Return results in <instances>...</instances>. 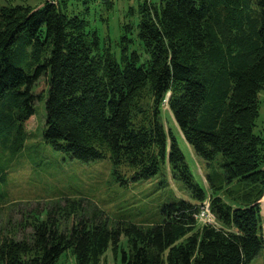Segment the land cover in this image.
<instances>
[{
  "label": "trees",
  "instance_id": "1",
  "mask_svg": "<svg viewBox=\"0 0 264 264\" xmlns=\"http://www.w3.org/2000/svg\"><path fill=\"white\" fill-rule=\"evenodd\" d=\"M138 14L143 56L129 50L130 24L114 53L62 1L0 2V140L14 143L4 145L12 153L21 148L43 98L42 136L54 149L108 159L123 183L167 167L190 199L175 197L159 220L143 223H110L80 199L25 212L0 229V264H56L65 251L75 264H100L109 246L117 254L121 235L122 264H247L264 248V125L253 131L264 88V0H143ZM41 76L46 87L35 94ZM166 97L180 136L210 167L209 191L162 121ZM206 198L219 225H197Z\"/></svg>",
  "mask_w": 264,
  "mask_h": 264
},
{
  "label": "rangeland",
  "instance_id": "2",
  "mask_svg": "<svg viewBox=\"0 0 264 264\" xmlns=\"http://www.w3.org/2000/svg\"><path fill=\"white\" fill-rule=\"evenodd\" d=\"M23 1L38 4L41 0H0V2ZM62 1L66 11L83 15L87 30L96 31L100 46L109 47L117 53L118 40L124 32L123 25L130 24L128 36L132 39L129 50H136L143 56V49L137 38L138 7L143 0H52ZM150 1V0H149ZM155 1V0H151ZM45 76H41L33 86L35 94L43 93ZM45 94V92H44ZM258 115L253 131L259 133L264 125V88L257 93ZM162 103V121L177 134L178 144L194 179L208 190L205 174L210 171L204 160L196 156L192 148L183 140L166 103ZM45 121L44 99L34 102V113L25 122L26 137L21 148L14 153L9 146L12 141L0 140V229L11 226L26 212L41 211L51 206L66 205L67 199H80L85 211L98 207L111 223L128 220L137 223L157 221L160 208L175 197L190 199L189 192L174 179L167 167H160L158 173L149 180L120 182L112 173L108 159L82 161L67 153L54 149L45 142L42 130ZM264 168V165L262 166ZM217 171H220L216 167ZM159 180L163 182L158 183ZM209 191V190H208ZM223 196V193L220 192ZM205 199L203 201H207ZM197 203L199 214L197 225L210 222L219 225L214 215ZM263 213V212H262ZM70 224L72 219L70 218ZM68 221V222H69ZM65 223H63L64 226ZM15 228V227H13ZM29 229L17 231V236L28 233ZM126 248V238L121 235L117 254L107 248L100 264H122L121 248ZM56 264H75L71 251L61 254ZM264 264V248L247 263Z\"/></svg>",
  "mask_w": 264,
  "mask_h": 264
},
{
  "label": "built area",
  "instance_id": "3",
  "mask_svg": "<svg viewBox=\"0 0 264 264\" xmlns=\"http://www.w3.org/2000/svg\"><path fill=\"white\" fill-rule=\"evenodd\" d=\"M207 199V198H206ZM204 206H202V208H204L206 211H207V213L208 214H210V211H211V209H210V202H209V200H207V201H203V203H202ZM212 213V212H211ZM198 214H199V209H198V211H197V213H196V218L198 219Z\"/></svg>",
  "mask_w": 264,
  "mask_h": 264
}]
</instances>
